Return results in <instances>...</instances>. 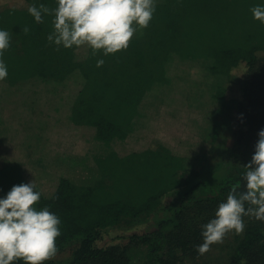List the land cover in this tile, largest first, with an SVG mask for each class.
Listing matches in <instances>:
<instances>
[{"label":"trees","instance_id":"16d2710c","mask_svg":"<svg viewBox=\"0 0 264 264\" xmlns=\"http://www.w3.org/2000/svg\"><path fill=\"white\" fill-rule=\"evenodd\" d=\"M262 2L156 0L148 27L137 26L129 47L109 55L47 40L53 16L37 23L27 9L33 3L55 8L56 0L0 7V28L12 36L0 99L16 94L27 110L17 130L43 137L37 128L53 129L48 118L33 124L40 113L36 97L44 93L58 98L54 118L65 127H87L99 148L91 158L73 160L80 170L60 172L51 191L35 184L41 192L36 206L48 207L61 220L57 252L43 264H209L200 261L216 245L214 264H264V221L254 216L243 217L242 233H227L204 255L196 251L202 226L218 204L233 186L244 190L245 165L264 129V24L251 12ZM232 90L241 96H230ZM177 101L203 113L196 125L192 121L198 136L192 151L178 149L187 141L170 145L163 138L184 137L169 124L179 118V108L168 109ZM64 106L68 114L60 119ZM235 116L230 144L223 131ZM158 118L156 128L152 121ZM142 137L152 138L135 145ZM20 167L10 162L0 167V196L28 183ZM138 225L145 230L123 243L96 244L108 229Z\"/></svg>","mask_w":264,"mask_h":264},{"label":"clouds","instance_id":"9594fccd","mask_svg":"<svg viewBox=\"0 0 264 264\" xmlns=\"http://www.w3.org/2000/svg\"><path fill=\"white\" fill-rule=\"evenodd\" d=\"M28 13L37 23L52 15L53 31L47 40L56 46L72 48L87 45L93 53L115 54L129 47L139 28L148 27L156 11V0H56V7L31 4ZM253 18L264 24V2L251 8ZM25 33L29 31L24 28ZM11 33L0 28V81L8 76L4 60L11 47ZM103 59L97 60L102 66ZM244 190L233 186L221 201L215 215L202 226L203 242L196 246L200 255L213 244L223 242L227 233L244 231L243 217L254 216L264 221V129L251 160L245 165ZM41 192L34 181L13 185L0 196V264H43L57 252L56 240L61 235V220L48 207L38 208Z\"/></svg>","mask_w":264,"mask_h":264},{"label":"rangeland","instance_id":"374dc122","mask_svg":"<svg viewBox=\"0 0 264 264\" xmlns=\"http://www.w3.org/2000/svg\"><path fill=\"white\" fill-rule=\"evenodd\" d=\"M20 3L21 0H0V7H4L6 5H18ZM244 71L245 70L242 71V69H240L237 73L242 74ZM229 95H233V97H239L241 96V92L240 90H232L229 92ZM28 98L31 100L30 96H28ZM25 99L26 98L24 96L23 101ZM36 99H40V101L37 103L40 113H37L33 119L34 126L40 125L39 122L41 120L48 118L51 120V128H53L46 133L43 130L44 128H40L39 131L37 128L36 132L43 133V137H35L34 135H29L30 137H26V135H28L26 132L17 130V128H21V120L19 117L20 113L22 114V117L27 115L26 106L24 105V102H22V98L20 96H17L16 94H9L7 96H3L0 99V121L2 120L0 124V167H3L4 163L7 162L18 164L21 166L20 169L25 181H34V183L36 185L38 184L44 191L49 192L54 188L51 186L52 184H50L51 181L58 179L60 172L80 170L78 169L79 165L72 163L73 160H81L85 156H89V158H91V156L99 151V148L90 129L87 127H78L74 125H68L69 127H65L63 125V121L57 119L58 116L54 118L56 113L52 112L51 108L54 106V100L57 101L58 98L53 99L52 96H48L43 93L37 96ZM67 100L68 99H66V102ZM62 102L64 104L65 100ZM181 106L184 105L181 104L180 101L169 105V110H172L173 108H179L177 111H175L178 113L179 118L174 117L169 122V124L171 123V125L176 128L178 126L180 135L184 137L163 138L171 140L172 143L170 145H174L177 140L189 142H185L188 144L186 148H183V146L178 148L184 149V152H187L192 151V145L196 144L198 141V136L193 130V122L196 125V121H201L203 118V113L197 112L196 109H193L194 107L191 108L186 106V110ZM154 110L156 109L154 108ZM67 114L68 108L66 106H64L63 109L58 113L60 119L65 118ZM234 114L236 115V112ZM28 116L30 117V112ZM155 116L156 114H152L148 119L151 120ZM236 117L237 116L233 117L232 123L228 125L226 131H223L224 136L228 134V141L230 144H232L233 140L232 136L235 131ZM152 123L154 127H159V118L152 121ZM155 134L156 132L154 135ZM151 138L152 137H142L139 143L138 141L135 142V145L147 144ZM40 160H42V162ZM50 174L53 175L50 176ZM48 178L50 179L47 180ZM145 228L146 225H138L132 228L118 227L114 229H108L104 233L102 239H100L96 244L105 246L111 243H123L126 240V236L134 232H142L145 230ZM233 235L234 234L229 235V238L232 239V237H234ZM217 246L218 245H216L212 250L214 251L213 253H209L208 256L203 258L200 262L214 264L215 256L220 250Z\"/></svg>","mask_w":264,"mask_h":264}]
</instances>
